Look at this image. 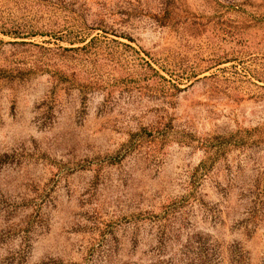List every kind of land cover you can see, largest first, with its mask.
<instances>
[{
	"label": "rangeland",
	"instance_id": "374dc122",
	"mask_svg": "<svg viewBox=\"0 0 264 264\" xmlns=\"http://www.w3.org/2000/svg\"><path fill=\"white\" fill-rule=\"evenodd\" d=\"M0 264H264V0H0Z\"/></svg>",
	"mask_w": 264,
	"mask_h": 264
}]
</instances>
